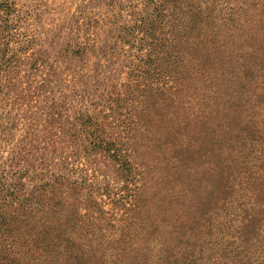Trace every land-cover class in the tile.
I'll list each match as a JSON object with an SVG mask.
<instances>
[{
	"label": "rangeland",
	"instance_id": "1",
	"mask_svg": "<svg viewBox=\"0 0 264 264\" xmlns=\"http://www.w3.org/2000/svg\"><path fill=\"white\" fill-rule=\"evenodd\" d=\"M133 3L0 0V264H264V0Z\"/></svg>",
	"mask_w": 264,
	"mask_h": 264
},
{
	"label": "trees",
	"instance_id": "2",
	"mask_svg": "<svg viewBox=\"0 0 264 264\" xmlns=\"http://www.w3.org/2000/svg\"><path fill=\"white\" fill-rule=\"evenodd\" d=\"M145 1L146 5L143 8H140L139 4H132L131 5V12L133 14V19L130 20V22L132 23L131 26L134 27L131 28V32L134 34L133 38L136 40H139L141 43H143L144 46V40H145V35H147L146 33H148L150 31V29L152 28V20L150 19V17L146 14L147 13V5H152L154 4L157 0H143ZM210 1V0H209ZM231 0H223V3L225 5H228L229 9H233V6H230ZM229 2V3H227ZM239 0H234V3H238ZM135 27L139 28L140 31L134 30ZM136 36V38H135ZM142 46V47H143ZM142 49V48H141ZM1 50V49H0ZM3 50V49H2ZM6 55L3 54V57H5ZM52 108V106H51ZM53 117L55 118V122L56 123H61L60 117H62L61 112H59L58 108L57 109H53ZM95 115H92L89 112H82L81 113V117L76 119V123H71L72 124V128L69 129L70 133L73 134L76 137V141L77 143H80V147L84 148L86 147V141L90 138V135L93 132V126L95 124L96 119H94ZM59 117V118H57ZM86 132L89 134V137H86ZM68 133V132H67ZM83 136H85V141ZM84 141V142H83ZM113 157H116L118 155L113 154ZM1 158L2 156L0 155V163H1ZM27 162L28 159L26 161V163L24 165H22V167L19 170H15V171H8L7 174H4L3 171L0 172V192H5V191H9L10 189L13 188L14 191H12L13 193L17 192H24V191H19L16 190V188L18 187H27V185L25 184V182L23 181V179H25L26 177L29 178L32 175V169H27ZM2 164H6V162L4 161ZM2 164H0V170L2 168ZM52 177L54 178L53 180V184L51 183V185H55V188L58 184L61 185H66V183H68V186H73L76 183H87V180L85 179L84 181H79L78 179H75L73 176H68V175H57L56 173H54L52 175ZM64 181V183H62ZM66 182V183H65ZM88 184V183H87ZM91 186V184H89Z\"/></svg>",
	"mask_w": 264,
	"mask_h": 264
}]
</instances>
